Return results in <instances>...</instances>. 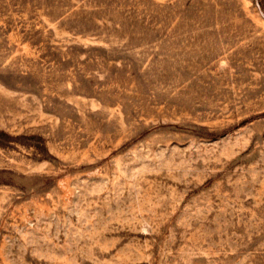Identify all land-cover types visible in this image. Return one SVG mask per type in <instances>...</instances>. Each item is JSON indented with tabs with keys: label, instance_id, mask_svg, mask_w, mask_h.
Returning a JSON list of instances; mask_svg holds the SVG:
<instances>
[{
	"label": "rangeland",
	"instance_id": "1",
	"mask_svg": "<svg viewBox=\"0 0 264 264\" xmlns=\"http://www.w3.org/2000/svg\"><path fill=\"white\" fill-rule=\"evenodd\" d=\"M0 264H264V0H0Z\"/></svg>",
	"mask_w": 264,
	"mask_h": 264
}]
</instances>
